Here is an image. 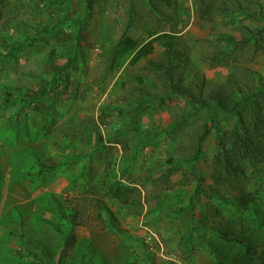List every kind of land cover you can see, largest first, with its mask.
<instances>
[{"label":"rangeland","instance_id":"1","mask_svg":"<svg viewBox=\"0 0 264 264\" xmlns=\"http://www.w3.org/2000/svg\"><path fill=\"white\" fill-rule=\"evenodd\" d=\"M256 2L0 0V264H218L210 249L243 253L217 232L258 233L263 207L247 220L204 197L233 119L215 116L203 135L211 115L169 84L196 94L202 82L205 97L237 67L264 82V41L223 54L244 27L264 29L243 13ZM161 34L172 46L153 42L137 61L136 49L114 50L121 36L140 48ZM34 157L56 167L42 182Z\"/></svg>","mask_w":264,"mask_h":264},{"label":"trees","instance_id":"2","mask_svg":"<svg viewBox=\"0 0 264 264\" xmlns=\"http://www.w3.org/2000/svg\"><path fill=\"white\" fill-rule=\"evenodd\" d=\"M263 5L256 2L251 11L242 7L243 13L246 17L251 16L255 20L264 21ZM243 31L244 37L241 41L236 42L232 38L228 39L223 54H226L228 48L231 47L244 49L250 42H253L254 47L257 48L256 46L264 41V29H247L244 27ZM152 40L139 48L133 39L121 36L114 50L122 49V52H125L136 49L133 61H137L152 52L153 42H165V45L172 46V37L165 34L158 35ZM169 87L176 95L184 94L185 100L191 108L197 111L206 109L211 115L204 123L203 135L213 125L215 116L223 114L233 119V124L229 129H218L220 131L210 174L213 186L210 187L209 192L204 193V197L207 200L213 198L230 202L237 215H244V219L250 220L256 214L253 211L256 204L264 209V82L259 79L257 74L246 68L237 67L234 72L227 76L223 84L205 97L202 96L204 89L202 82L198 83L196 94L184 87H179L176 83L170 82ZM45 88L48 90V87ZM198 142L200 145L201 140ZM34 159L38 167L37 174L42 182L46 176L54 172L56 167L47 165L43 161L37 160L36 157ZM223 186L230 187L238 194L230 199L224 198L220 191V187ZM105 213L109 222L113 223L112 213L107 209ZM262 215L264 216V210ZM206 217L207 215H200L197 224L206 221L208 219ZM256 224L259 228L258 233H253L250 229L239 230L236 235L235 232L232 235L227 229L217 232L224 242L241 246L243 249L242 254L235 256L230 261L227 257H222L221 252L210 249L218 264H254L258 253L259 256L264 254L263 245L261 246L263 250L259 245L264 244V221L263 223L256 222ZM222 258L226 259L223 260Z\"/></svg>","mask_w":264,"mask_h":264},{"label":"built area","instance_id":"3","mask_svg":"<svg viewBox=\"0 0 264 264\" xmlns=\"http://www.w3.org/2000/svg\"><path fill=\"white\" fill-rule=\"evenodd\" d=\"M101 51L99 49H95V53H100Z\"/></svg>","mask_w":264,"mask_h":264}]
</instances>
